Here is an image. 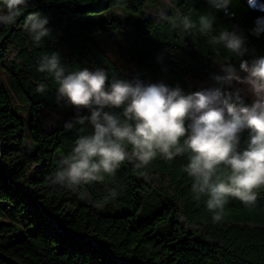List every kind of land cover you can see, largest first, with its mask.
Segmentation results:
<instances>
[{"label": "trees", "instance_id": "16d2710c", "mask_svg": "<svg viewBox=\"0 0 264 264\" xmlns=\"http://www.w3.org/2000/svg\"><path fill=\"white\" fill-rule=\"evenodd\" d=\"M175 1L197 25L201 15L214 16L213 32L201 35L193 28L184 32L193 38L185 45L182 40L148 47L130 73L122 70L93 33L127 27L131 41H141L155 29L156 18L125 24L112 14L116 7L135 13L145 0H29L15 23L0 25V264H264V188L252 206L229 197L222 221L214 223L206 205L208 194L197 199L193 192L194 178L185 171L187 154L167 160L158 153L144 167L126 160L114 176L82 185L76 192L49 183L76 139L91 134L93 128L88 122L65 128L78 114L90 116L88 109L45 128L42 107L70 105L57 102L54 77L37 70L44 56L58 53L68 72L103 69L109 84L113 79H139L145 85L179 87L185 95L202 91L191 75L221 87L214 79L223 75L221 68L214 67L216 62L226 60L244 76L240 64L264 56V31L252 32L264 10L250 6L248 0H231L227 13L212 7L209 0ZM256 3L264 5V0ZM32 12L49 21L50 35L39 44L24 29L25 17ZM89 14L111 16L82 18ZM234 26L245 37L244 56L230 54L222 44H209L211 36L233 31ZM129 51H134L133 45ZM2 70L26 102L30 148L25 147L26 126L3 85ZM41 83L46 87L43 94L36 91ZM236 87L244 86L234 83L222 90ZM244 99L252 103L251 95ZM105 111L122 115L123 109ZM249 138V130L240 134L238 151L246 150ZM127 150L131 152V147ZM113 188L117 197L106 199ZM81 192L87 196L82 198Z\"/></svg>", "mask_w": 264, "mask_h": 264}, {"label": "clouds", "instance_id": "9594fccd", "mask_svg": "<svg viewBox=\"0 0 264 264\" xmlns=\"http://www.w3.org/2000/svg\"><path fill=\"white\" fill-rule=\"evenodd\" d=\"M249 5L264 10L256 0ZM218 10L228 11L231 0H209ZM168 9H175L174 28L184 32L198 28L201 35L213 32L215 17L201 15L197 25L191 15H183L175 0H165ZM0 24L15 23L29 0H2ZM156 21H169L164 9L153 13ZM49 21L40 13L25 17L24 29L39 44L50 35L46 27ZM254 34L264 31V18H258ZM210 45H223L230 54L244 56L248 49L245 37L233 31H221L211 36ZM223 75H215L221 86L185 95L179 88L163 83L145 85L113 79L103 69L66 71L58 53L46 55L40 61L38 71L51 74L58 84L57 102L65 101L77 110L88 109L90 116L79 114L73 122L65 124L71 130L76 124L90 123L91 134L80 135L72 152L62 158L60 168L50 176L49 183L76 192L80 186L103 182L105 176H114L127 160L136 167L147 166L157 154L167 160L188 155L185 171L194 178L192 186L196 198L207 193V209L213 214L214 223L223 219V210L229 197L239 199L246 206L257 201L258 191L264 188V56L243 61L241 76L227 61H220ZM243 85L235 91H224L225 86ZM45 93L43 83L36 88ZM245 95H251L252 103H245ZM106 108H122L117 115ZM249 130L248 147L238 151L240 134ZM131 147V152L127 149ZM226 170V171H224ZM118 190H109L106 199H115ZM87 193L81 192L85 198ZM102 207V205H100Z\"/></svg>", "mask_w": 264, "mask_h": 264}, {"label": "rangeland", "instance_id": "374dc122", "mask_svg": "<svg viewBox=\"0 0 264 264\" xmlns=\"http://www.w3.org/2000/svg\"><path fill=\"white\" fill-rule=\"evenodd\" d=\"M177 8L180 9V12L182 13L183 9L179 7ZM160 9H164L167 13H171L169 15V21L159 23L157 22L155 29L151 33L144 35V38L141 41H138L135 38H132L131 41L130 36L128 34L129 29L127 27H125L124 30L119 29L105 33H93V37L103 48L107 50V52L120 65V67L125 73H130L133 69L137 67L139 61L142 59L144 49L148 47H157L164 41L182 40H185V45L189 40H193V38H190L191 35L184 33L182 27L174 28L172 26L174 22L173 15L175 16V9H168L166 7L165 0H145L143 8L135 13L128 12L121 7H116L114 11L115 13L112 15L116 16L115 18L120 19L125 24H131L132 21L142 18H156L155 16H153V13L159 11ZM4 10L5 9L3 8L2 0H0V12H3ZM108 16L111 15L104 14L101 16H95L93 14H89L85 15L82 18H84L86 21H90L96 18H107ZM259 18H264V16H260ZM256 26L257 24H255L252 28V32L253 29L256 28ZM220 32L221 31L216 33V35H219ZM131 45H133L134 47L133 52L129 51ZM214 67L216 69H220L221 63L216 62ZM1 72L3 77V85L5 89L9 92V94L13 97L15 105L18 111L21 113L22 120L26 126L25 147L30 148L31 139L29 136V116L26 102L22 97V92H20L12 83L9 75L3 70ZM189 78L191 81L197 83L202 90L214 88L212 82L207 78L195 75H191ZM42 110L46 116L43 121L45 128L52 129L55 126L56 121L66 120L72 114L80 112L82 109L77 110L74 106L70 105L67 108L42 107Z\"/></svg>", "mask_w": 264, "mask_h": 264}, {"label": "water", "instance_id": "95a60500", "mask_svg": "<svg viewBox=\"0 0 264 264\" xmlns=\"http://www.w3.org/2000/svg\"><path fill=\"white\" fill-rule=\"evenodd\" d=\"M1 157V156H0Z\"/></svg>", "mask_w": 264, "mask_h": 264}]
</instances>
